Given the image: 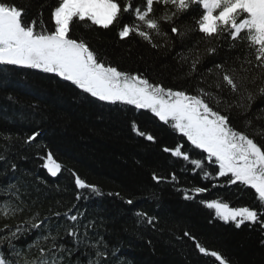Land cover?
Listing matches in <instances>:
<instances>
[{"label": "snow or ice", "instance_id": "1", "mask_svg": "<svg viewBox=\"0 0 264 264\" xmlns=\"http://www.w3.org/2000/svg\"><path fill=\"white\" fill-rule=\"evenodd\" d=\"M96 32H112L115 39L101 46L99 37L89 35ZM134 55L142 66L123 68L117 62ZM0 65L50 74L55 83L35 86L61 95L66 82L77 107L127 127L145 142L160 144L161 132L178 135L180 142L162 147L169 158L186 162L213 188L253 192L254 206L229 210L219 200L199 202L225 224L256 232L264 249V0H27L25 5L0 0ZM165 74L169 83L158 79ZM7 80L0 78V92L18 104ZM27 107L39 114L38 104ZM137 113L150 114V120L142 122ZM149 122L159 127L146 128ZM43 135L41 127L25 133L0 127V264H125L120 248L107 239L111 217L89 216L78 205L107 195L131 211L136 195L105 193L69 168L76 203L66 211L52 206L41 211L40 196L47 199L51 188L38 173L23 171L20 161L34 148L48 175L62 172L51 151L41 155L47 148L38 139ZM149 176L153 186L179 183L175 171L152 170ZM176 190L189 201L208 187ZM133 217L141 236L167 233L169 242L191 241L200 254H209L190 229L177 234L159 211L136 209ZM210 255L218 264H232L221 251Z\"/></svg>", "mask_w": 264, "mask_h": 264}, {"label": "trees", "instance_id": "2", "mask_svg": "<svg viewBox=\"0 0 264 264\" xmlns=\"http://www.w3.org/2000/svg\"><path fill=\"white\" fill-rule=\"evenodd\" d=\"M15 2L25 5L27 0ZM75 31L79 34L81 30L77 28ZM89 35L99 37L98 43L101 46L110 45L115 39L112 32ZM139 50L143 51V46ZM135 51L137 50L134 46ZM145 55L151 56V53L145 52ZM117 62L123 68L142 66L135 55L132 61L117 58ZM4 76L8 78V91L18 97L19 103H9L4 98V93L0 92V127L11 128L19 133L41 127L44 135L38 139L47 145L41 155L51 151L52 163L62 166V172L57 177H51L40 167L44 161L35 155L34 148L24 152L29 159L20 161L22 170L38 173L48 181L51 188L47 199L40 196L37 207L41 211H47L49 206L66 211L67 207L76 203L77 190L73 177L67 171L71 168L87 182L99 185L105 193L119 191L124 195H136L138 202L131 211L128 210L129 206L107 195L81 200L78 205L87 208L89 216L101 213L111 217L107 239L120 248L119 255L125 264H218L210 255L212 250L221 251L230 257L232 264H264V249L257 245L256 232L247 228L238 230L231 223L225 224L215 218V210L208 209L199 202L201 199L219 200L227 203L230 210L254 206L256 198L253 192L247 189L241 191L235 186L227 190L213 188L212 181H203L199 176L193 175L186 162L169 158L162 152V147L171 144L173 140L180 142L178 135L165 136L161 132L160 144L145 142L131 134L127 127L98 120L92 111L77 107L69 98L71 89H67L66 82V90L62 95L55 88L35 86L37 82L46 85L50 79L55 83V78L50 74L0 65V78ZM152 76L155 78L156 74L152 73ZM158 79L169 83L166 74ZM28 103L38 104L39 114L33 113L27 107ZM121 107L126 110L128 106ZM137 115L142 122L150 120L148 113ZM144 126L153 130L159 127L155 122L146 123ZM152 170L161 175L175 171L179 183L175 186L163 183L153 186L149 176ZM193 186H207L208 192L196 200L185 201L182 192L176 190ZM57 201H60V205H57ZM136 209L159 211L176 226L177 234L180 229H190L209 249V254H200L191 241L169 242L167 233L160 235L145 232L141 236L137 231L139 226L133 225V211ZM148 239L152 240L151 245L147 243Z\"/></svg>", "mask_w": 264, "mask_h": 264}, {"label": "rangeland", "instance_id": "3", "mask_svg": "<svg viewBox=\"0 0 264 264\" xmlns=\"http://www.w3.org/2000/svg\"><path fill=\"white\" fill-rule=\"evenodd\" d=\"M230 210V209H229Z\"/></svg>", "mask_w": 264, "mask_h": 264}]
</instances>
